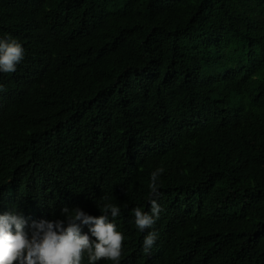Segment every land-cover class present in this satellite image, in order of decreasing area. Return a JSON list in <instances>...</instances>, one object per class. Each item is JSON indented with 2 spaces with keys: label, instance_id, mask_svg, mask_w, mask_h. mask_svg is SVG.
<instances>
[{
  "label": "trees",
  "instance_id": "1",
  "mask_svg": "<svg viewBox=\"0 0 264 264\" xmlns=\"http://www.w3.org/2000/svg\"><path fill=\"white\" fill-rule=\"evenodd\" d=\"M6 35L25 55L0 73V215L107 196L119 264H264V0H0Z\"/></svg>",
  "mask_w": 264,
  "mask_h": 264
},
{
  "label": "clouds",
  "instance_id": "2",
  "mask_svg": "<svg viewBox=\"0 0 264 264\" xmlns=\"http://www.w3.org/2000/svg\"><path fill=\"white\" fill-rule=\"evenodd\" d=\"M24 55L25 50L16 39L10 35L0 38V73H14ZM4 90L0 85V91ZM163 172V168H158L151 173L149 211L140 207L131 210L141 232L153 229L163 210L158 203L161 193L157 183ZM101 200L104 202L97 203L99 216L88 215L79 207L65 206L61 210L64 219H41L28 225L23 215L15 212L0 215V264H81L85 255L88 264L100 260L119 264L125 237L116 230L113 221L121 210L107 202V196ZM83 226H87L91 238L82 232ZM157 238L158 232H147L143 239L145 253L150 252Z\"/></svg>",
  "mask_w": 264,
  "mask_h": 264
}]
</instances>
